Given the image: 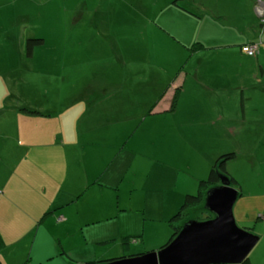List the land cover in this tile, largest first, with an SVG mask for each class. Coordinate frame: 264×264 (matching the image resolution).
<instances>
[{
    "label": "rangeland",
    "instance_id": "obj_1",
    "mask_svg": "<svg viewBox=\"0 0 264 264\" xmlns=\"http://www.w3.org/2000/svg\"><path fill=\"white\" fill-rule=\"evenodd\" d=\"M260 1L222 0L210 8L207 5L205 11L212 19L203 28L209 31L192 21L188 26L182 23L181 27H189L182 33L161 29L163 22L146 4H140L137 20L147 28L132 27L136 33L126 34L117 43L101 35L104 44L93 46L82 40L81 28L76 26L79 16L88 15L82 0H0V175L29 171L31 164L23 159L30 152L52 157L63 151L65 169L71 165L74 172L61 179L65 181L59 188V205L31 212L41 220L48 210L54 217L59 210L70 208L68 213L78 219L84 217V207L96 208L89 229H112L116 236L109 244L112 249L130 244L131 250L151 252L167 244L172 236L170 216L180 210L188 194L198 193L200 182L209 178L213 166L226 154L236 153L226 169L241 187L234 211L246 201L262 203L264 127L232 132L217 116L232 117L233 106L226 103L224 107L220 98L211 99L202 87L205 82L209 86L216 83L227 94L237 93L231 90L235 86L230 83L231 68L223 61H212L222 49L216 47L219 41L211 39H216V32L246 37L251 31L244 30L240 17L249 15L258 23L259 36L262 28L256 9ZM128 20L129 25L137 21L133 16ZM85 35L88 39L89 34ZM29 39H45L31 58L26 49ZM198 43L206 48L193 49ZM122 77H126L124 93L131 99H125L128 106L121 114L114 110L110 124V115L101 107L118 103L114 95L119 92L98 104L94 101L97 94L91 98L88 90L94 91L97 85L104 89L106 83ZM137 81L141 88L132 89ZM175 86L182 92L171 110L170 92ZM259 92H245L246 99L253 96L246 107L250 118L264 116V92ZM59 138L63 145H58ZM47 196L49 201L56 200ZM205 198L187 211L186 222L213 217L205 210ZM5 207L6 211L0 209V218L9 213L16 221L29 219L28 209ZM260 215L262 219L250 227L260 238L249 255L250 264H264V212ZM14 229L22 231L18 226Z\"/></svg>",
    "mask_w": 264,
    "mask_h": 264
},
{
    "label": "crops",
    "instance_id": "obj_2",
    "mask_svg": "<svg viewBox=\"0 0 264 264\" xmlns=\"http://www.w3.org/2000/svg\"><path fill=\"white\" fill-rule=\"evenodd\" d=\"M177 1L179 0H82V6L88 9L86 12L88 15L79 16L76 26H80L81 38L84 42L87 41L85 43L93 46H96V44L102 46L104 40H102L103 37L101 35H107L109 40H111L109 37L111 36L112 41L117 43L125 40L126 34L136 33L132 27L145 25L147 28V24L143 23L144 21L137 20L139 17L137 12L139 7L137 8V6L146 4L158 20L166 25V27L163 24L160 26L164 31L172 30L175 33L176 31L182 33L183 28H189L181 27L182 23L192 25V21L196 24L198 23V28L202 27V30L209 31L204 28L208 26L206 20L212 19V16L206 13L205 9H207V5L210 8L214 3L222 0H182L184 4H177ZM130 16L137 20L132 25H129L128 17ZM215 16L225 18L224 15ZM252 16L254 15L252 14ZM82 17L87 20L82 19ZM240 20L241 24L246 27L244 30L250 29L251 31V33H246L247 38L241 34L237 38H232V36L229 37L227 34L220 35L219 32H216L218 34L215 37L216 39H213V37L211 39V42H214V40L219 41L216 42V47L222 49L220 51L217 49L216 59L212 61H223L222 64H227L231 68V74L233 75L230 83H235L231 90H235L237 93L234 95L227 94L226 90H223L225 89L224 87L214 86L216 83H212L209 86L205 82L207 86L202 85L208 97L214 100L220 98L224 107L226 103H230L233 106L232 117L227 114L223 115V113L217 116V121L227 124L232 132H234V129L239 132L244 130L245 127L250 129L253 126L258 129L264 127V116L250 118L246 115L247 102L251 101L253 96L249 94V98L246 99L248 96L245 95V92L249 90L257 92L260 90L261 92L259 93L264 92V26H262L263 22L260 18L262 32L258 36L256 31L258 23L253 17H250V15L248 17L244 16L240 17ZM179 22L181 23L179 24ZM203 26L205 27L203 28ZM84 33L89 34L88 39ZM248 35L252 36L249 37ZM179 38L180 41H183L182 37ZM255 42L258 43L257 54L253 57L248 56L244 53V47ZM219 43L220 45H218ZM125 79L126 77L112 80L106 83L107 87L104 89H100L101 87L97 85L94 91L88 90V95L90 94L91 98L94 94H97L94 97V101L98 104L108 101L106 98L108 95L113 96L114 93L119 92L114 95L119 98L118 103L101 107L104 112L107 111L110 115V124L114 120V117L111 118L114 110L116 114H121L123 107L128 106L125 99H131L123 90L126 88L125 83L123 84ZM113 82L114 84H112ZM140 84L137 81L132 85V89L141 88ZM241 84L242 88L240 87ZM97 89L99 90L98 92H96ZM128 91L133 92V90ZM181 92L182 89L180 87H174V90L170 92L172 102L175 95H180ZM215 94L218 97L214 96ZM226 94L225 100L223 96ZM162 95L165 96L166 92ZM172 102L169 106L171 110ZM176 106L177 103L174 108ZM224 109L226 111L227 108H223V111ZM28 113L33 114L34 112ZM102 125L106 124L102 123ZM63 144L64 142H60L59 138L58 145ZM41 151L46 152L44 150ZM66 157L67 155L63 151H59V154H55L52 157H49L48 153L30 152L23 159V162L27 163V165L31 164L29 171L18 169L14 172L0 175V209L6 211V205L9 210L15 206L29 210V219L20 218L22 220L16 221L17 219L11 218L9 213L7 216L2 215L0 218V242L2 241L0 246V264H86L89 262L104 264L154 252L155 250L151 252L131 250L132 246L130 244L127 246L121 244L119 245L120 247H114L113 249L109 247V244L115 241L112 237H116L111 234L112 229H100L97 231L89 229L90 216L92 217V214L96 213V208L84 207V217L78 219L75 214L68 213L70 208H63L56 214L51 213L54 217L50 216V210H48L49 212L45 213L47 217L41 220L38 216L33 215L31 211L37 213L43 209L47 210L50 204L59 205V200H57L59 199V188L63 187V182L67 179L68 172H74L71 165H67L69 168L65 169L63 162L66 161ZM47 169L49 170L48 172L43 171ZM63 178L65 180H61ZM43 179L45 181L41 182ZM20 183L23 184L21 185ZM43 183L48 184V186L43 188ZM48 187H51L52 190L48 191ZM55 190H57L58 196L55 195ZM48 193L56 200L49 201ZM72 202L69 205H72ZM56 208H59V206ZM76 211L78 213L79 210L77 209ZM262 212H264V201L262 203L246 201L240 208L235 209L234 214L236 221L245 225L243 229L249 231L255 222L257 223V221L262 219L260 215ZM15 226L22 228V231L15 230ZM249 232H252V230ZM159 250L160 248L156 251Z\"/></svg>",
    "mask_w": 264,
    "mask_h": 264
},
{
    "label": "water",
    "instance_id": "obj_3",
    "mask_svg": "<svg viewBox=\"0 0 264 264\" xmlns=\"http://www.w3.org/2000/svg\"><path fill=\"white\" fill-rule=\"evenodd\" d=\"M257 13L264 18V13ZM240 195L221 175L220 185L206 193L205 210L211 219L185 222L175 239L159 251L104 264H243L260 238L237 224L234 207Z\"/></svg>",
    "mask_w": 264,
    "mask_h": 264
},
{
    "label": "trees",
    "instance_id": "obj_4",
    "mask_svg": "<svg viewBox=\"0 0 264 264\" xmlns=\"http://www.w3.org/2000/svg\"><path fill=\"white\" fill-rule=\"evenodd\" d=\"M177 4H179V3H177ZM262 26H264L263 23H262ZM43 44H44V39H29V40H27V44H26L27 56H29V57L33 56L34 50L37 48V46L39 47ZM205 48L206 47L201 43H198L197 45L193 46V49H195V50H202ZM177 97H178V95L176 94L174 99H173V102H172V109L175 107V105L177 103V99H178ZM235 159H236V153L235 154L230 153V154H226V155L221 156L218 159V161L216 162V164L213 166V168L210 172L209 178L207 180L200 182L198 193L193 194V195L188 194L185 197V200H184L182 207L174 216H172V218L170 220V225L172 227V236H171L169 242L167 244L163 245L160 249L166 247L180 233V231L182 229V223L186 222V220H187V219H185V217H187V211L201 205L203 203L204 198H205V192L208 191L209 189L215 187V186L220 185V176L221 175H226L229 178V180L231 181L232 187L237 189L241 194V187H240L239 182L234 177L230 176L227 172V169H226V163L228 161H232ZM240 197H241V195H240ZM209 219H211V218H209ZM250 230H252V229H250ZM125 242L126 241L124 240V243ZM1 245H2V241L0 242V246ZM126 245H128V244H126ZM100 263H102V262H100ZM86 264H98V263L89 262ZM243 264H250L249 257L245 260V262Z\"/></svg>",
    "mask_w": 264,
    "mask_h": 264
},
{
    "label": "built area",
    "instance_id": "obj_5",
    "mask_svg": "<svg viewBox=\"0 0 264 264\" xmlns=\"http://www.w3.org/2000/svg\"><path fill=\"white\" fill-rule=\"evenodd\" d=\"M263 1H264V0H261V3H262ZM261 3H260V5L257 6V10H258L260 13H264V4L261 5ZM262 22H263V24H264V18L262 19ZM244 51H245V53H246L248 56L253 57V56H255V55L257 54L258 46H257V45L255 46V45H253V44L248 45V46L244 47Z\"/></svg>",
    "mask_w": 264,
    "mask_h": 264
}]
</instances>
